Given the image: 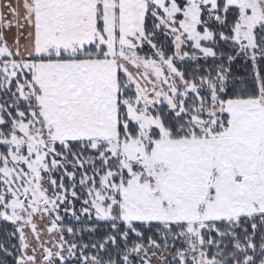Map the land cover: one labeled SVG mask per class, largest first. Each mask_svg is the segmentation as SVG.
<instances>
[{"label": "snow or ice", "instance_id": "6c2138e0", "mask_svg": "<svg viewBox=\"0 0 264 264\" xmlns=\"http://www.w3.org/2000/svg\"><path fill=\"white\" fill-rule=\"evenodd\" d=\"M0 264H264V0H0Z\"/></svg>", "mask_w": 264, "mask_h": 264}]
</instances>
